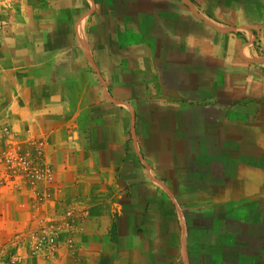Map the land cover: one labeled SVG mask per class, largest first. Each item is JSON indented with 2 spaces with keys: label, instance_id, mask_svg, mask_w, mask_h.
I'll list each match as a JSON object with an SVG mask.
<instances>
[{
  "label": "crops",
  "instance_id": "1",
  "mask_svg": "<svg viewBox=\"0 0 264 264\" xmlns=\"http://www.w3.org/2000/svg\"><path fill=\"white\" fill-rule=\"evenodd\" d=\"M5 114L58 189L0 187V264H264V0H0ZM71 204L53 258L14 243Z\"/></svg>",
  "mask_w": 264,
  "mask_h": 264
},
{
  "label": "built area",
  "instance_id": "2",
  "mask_svg": "<svg viewBox=\"0 0 264 264\" xmlns=\"http://www.w3.org/2000/svg\"><path fill=\"white\" fill-rule=\"evenodd\" d=\"M39 144L41 146L42 141ZM39 151H42L41 148ZM0 164H4L5 174L9 181L20 177L23 184L27 183L36 188V206H44L46 199L52 197V190L58 189L54 186L53 163L48 157H0ZM38 185L41 189H38ZM38 209L41 212L36 215L34 226L26 233H17L14 243H23L27 246L29 255L48 260L53 258L58 250L63 233L70 234L67 240L71 242V233L83 221L87 209L77 208L74 204L65 205L51 212L43 210L42 207ZM12 250L10 264H23V259L17 249Z\"/></svg>",
  "mask_w": 264,
  "mask_h": 264
},
{
  "label": "rangeland",
  "instance_id": "3",
  "mask_svg": "<svg viewBox=\"0 0 264 264\" xmlns=\"http://www.w3.org/2000/svg\"><path fill=\"white\" fill-rule=\"evenodd\" d=\"M13 115L5 114L0 119V157H51L47 149L45 137L29 130L16 129L13 125ZM42 141L40 146L39 142ZM41 148V152L39 149ZM14 180V181H13ZM12 181L5 174L4 164H0V187L8 189L11 185L16 188L23 186V180L16 177ZM41 212L40 209H38Z\"/></svg>",
  "mask_w": 264,
  "mask_h": 264
}]
</instances>
